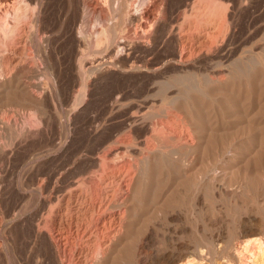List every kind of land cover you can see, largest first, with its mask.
I'll list each match as a JSON object with an SVG mask.
<instances>
[{
  "label": "rangeland",
  "instance_id": "rangeland-1",
  "mask_svg": "<svg viewBox=\"0 0 264 264\" xmlns=\"http://www.w3.org/2000/svg\"><path fill=\"white\" fill-rule=\"evenodd\" d=\"M0 19V264L262 263L237 251L264 241V0H0Z\"/></svg>",
  "mask_w": 264,
  "mask_h": 264
},
{
  "label": "bare ground",
  "instance_id": "bare-ground-1",
  "mask_svg": "<svg viewBox=\"0 0 264 264\" xmlns=\"http://www.w3.org/2000/svg\"><path fill=\"white\" fill-rule=\"evenodd\" d=\"M8 14V13H7ZM9 15V14H8ZM18 15V14H17ZM1 20V19H0ZM1 22H2V20H1ZM3 23V22H2ZM0 26H2V25H0ZM6 26V25H5ZM3 29V28H2ZM107 34V33H106ZM105 35V34H104ZM108 35V34H107ZM106 36V35H105ZM105 36H102V38L103 37H105ZM108 38V37H107ZM106 39V38H105ZM98 43H99V41H98ZM100 44V43H99ZM101 45V44H100ZM135 50V49H134ZM135 53V52H134ZM254 66V65H253ZM251 69H252V66H249L248 68H246L244 71H242V72H244L245 74L246 73H250L251 72ZM179 79V78H178ZM180 81H182V79L180 80ZM183 83H184V81H183ZM191 83V82H190ZM189 83V84H190ZM164 84V83H163ZM186 85V84H185ZM168 86V85H167ZM188 86V85H187ZM161 87H162V85H161ZM161 87H160V90H162L161 89ZM164 87V86H163ZM170 87V86H169ZM195 87V86H194ZM167 88V87H166ZM165 89V88H164ZM192 88H190V89H188L187 88V90H191ZM195 89V88H194ZM162 92H163V90H162ZM191 137V136H190ZM230 152H232V151H228V153H230ZM228 156H233V155H228ZM221 158V157H220ZM229 158V157H228ZM228 160V159H227ZM217 163H216V166H215V170H217L221 165H223L224 163H225V161H226V157L225 158H222V159H217ZM223 163V164H222ZM227 165V164H226ZM172 166V165H171ZM216 167H218L217 169H216ZM227 169L228 168H226L225 166H224V169L222 168V170L225 172V171H227ZM210 172V171H209ZM214 172H216V171H214ZM213 172V173H214ZM205 174V173H204ZM209 174H211V173H209ZM217 174V173H216ZM227 175V172L225 173V175H223L222 177H224V179H226V181H227V178H225V176ZM206 176H209V175H207L206 174ZM211 176V175H210ZM209 176V177H210ZM218 176V175H217ZM214 176L213 177V180H212V182H211V179L209 180L211 183H210V185L212 184V183H214L215 182V184H216V182H220L219 184H216V186H215V184H214V186H213V188L212 189H217L218 191H222L223 190V187H222V182L220 181V179H219V177L220 176ZM200 177H198V179H199ZM205 178V177H204ZM206 179V178H205ZM209 179V178H208ZM207 179V180H208ZM223 179V180H224ZM190 180H192V179H190ZM222 180V181H223ZM195 180H193L192 182H194ZM202 180L200 179V181L199 182H201ZM225 181V182H226ZM206 182V181H205ZM189 184V183H188ZM192 184V186H193V183H191ZM205 184V183H204ZM197 185V184H196ZM199 185V184H198ZM224 185V184H223ZM189 186H190V184H189ZM196 187V186H195ZM194 187V188H195ZM205 187V186H204ZM207 187V186H206ZM206 187H205V189H206ZM209 187V189H211ZM232 187H236V192H231L232 190H231V188ZM251 187V184H250V180H247V179H241V180H231L230 182H229V184H228V189L230 190V192H227V191H229V190H227L226 191V194H229V195H231V196H235V198L236 199H240L242 196H244V195H246V192H249V188ZM201 188H202V186H201ZM224 188H225V190H226V187L224 186ZM197 189V188H196ZM200 189V188H199ZM202 190V189H201ZM200 190V191H201ZM204 190V189H203ZM199 191V190H198ZM200 191H199V193H200ZM212 191V190H211ZM215 191V190H214ZM213 191V192H214ZM217 191V192H218ZM196 192H197V190H196ZM202 192H204V191H202ZM206 192H208V193H210V191H206ZM217 192H215V193H217ZM212 194H214V193H212ZM202 196H204V195H202ZM202 196L200 195V196H198L197 195V197H199L201 200H202ZM210 196V195H209ZM257 196V193H255V197ZM211 198H212V196H211ZM198 199V198H197ZM207 199V198H206ZM203 201H204V198H203ZM250 202L252 203H254L255 202V200H254V196H253V198H251V200L249 201V204H247V206H245V208L247 207L248 209L250 208ZM201 203V202H200ZM199 202H198V204H200ZM202 205H204V204H202ZM199 206H201V205H199ZM202 207V206H201ZM244 208V206H241L240 207V209H243ZM243 224L244 225H247V222L246 221H243ZM258 227H259V229L260 228H262L261 226H259L258 225ZM255 247V248H257V250H259V252H260V254L262 255V257H261V259H262V263L261 264H264V241H262V239L261 238H255V239H252V241H250V240H248L246 243H243V245H241V250L239 249L237 252L239 253V255L240 256H242V255H244V253H248V255H251L252 257H256V255H255V253H254V250H253V248H252V250H251V247ZM178 259H176V258H164V260L161 262L162 264H176L178 261H177ZM189 264H195V263H193V262H189Z\"/></svg>",
  "mask_w": 264,
  "mask_h": 264
}]
</instances>
